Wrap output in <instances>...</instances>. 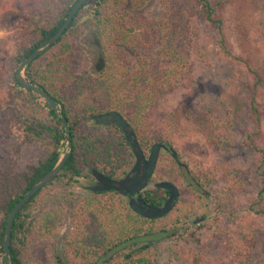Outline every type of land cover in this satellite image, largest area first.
Wrapping results in <instances>:
<instances>
[{
  "label": "trees",
  "instance_id": "1",
  "mask_svg": "<svg viewBox=\"0 0 264 264\" xmlns=\"http://www.w3.org/2000/svg\"><path fill=\"white\" fill-rule=\"evenodd\" d=\"M76 1L0 0V30L12 14L27 12L18 43L11 48L0 41V264L13 206L55 167L65 146L55 109L17 84L15 72L53 37ZM153 1L161 9L158 17L148 14ZM197 22L213 31L216 54L234 69L235 90L201 108L190 101L180 112L158 111L157 104L191 82L195 62L204 56L192 27ZM229 26L243 42L240 53ZM86 34L98 40L105 60L96 77L86 61L76 64L77 42ZM253 34L263 40L261 47ZM261 51L264 0H87L57 42L23 72L62 107L72 153L17 214L10 264H158L167 242L175 264H264ZM112 112L125 120L145 156L161 143L178 157L161 151L151 178L170 181L179 191L171 212L160 219L133 213L115 191H67L93 171L117 180L134 164L119 125L92 126ZM207 192L217 216L192 226ZM139 196L158 207L169 194Z\"/></svg>",
  "mask_w": 264,
  "mask_h": 264
},
{
  "label": "water",
  "instance_id": "2",
  "mask_svg": "<svg viewBox=\"0 0 264 264\" xmlns=\"http://www.w3.org/2000/svg\"><path fill=\"white\" fill-rule=\"evenodd\" d=\"M87 0H77L71 7L63 24L57 30V32L42 46L37 48L30 56L21 61L15 72V80L17 84L21 85L24 89L32 90L39 97L48 102L58 114V117L62 121L64 128L65 146L63 153L60 156L55 167L49 171L43 178H41L35 185H33L23 196H21L14 208L10 212L6 221L4 229L3 247H4V264H10V234L13 223L17 217V214L22 209V206L33 197L39 190L45 185L51 182L56 177L67 159L71 155L72 141L70 137V127L63 114L62 107L52 99L43 89L36 85L31 84L24 76V69L31 62L37 59L45 51H47L57 40L63 35L65 30L69 27L74 15L84 5ZM92 37V35H90ZM93 38V37H92ZM94 45L97 48L98 60L95 66V73H100L104 68V56L101 50V46L98 40L93 39ZM111 124H117L120 126L127 142L129 143L132 153L134 155V164L131 169L120 179L111 180L98 172H91L93 179L92 185L88 188V191H84L88 194L101 193L106 191H115L120 196L124 197L128 203L130 210L148 220L160 219L168 215L174 207L179 197V191L176 186L170 181L151 182L152 175L155 171L156 164L161 151H169L173 159H177V155L171 149H168L164 144L158 143L151 147L148 156H145L139 147L134 132L130 129L125 120L116 112H112L108 115L96 117L93 120V126L107 127ZM182 167H185L182 163H179ZM156 190H164L168 192V199L159 207H152L147 205L144 200L139 196L140 192L146 191L153 193Z\"/></svg>",
  "mask_w": 264,
  "mask_h": 264
},
{
  "label": "rangeland",
  "instance_id": "3",
  "mask_svg": "<svg viewBox=\"0 0 264 264\" xmlns=\"http://www.w3.org/2000/svg\"><path fill=\"white\" fill-rule=\"evenodd\" d=\"M23 10V13H22ZM18 10L15 14H12L9 18L6 26L0 30V41L11 48L19 41V35H21L24 27L23 19L27 12L22 9ZM161 13V9L157 2H152L148 10V14L151 17H158ZM11 14V13H9ZM195 33L196 43L200 46V49L204 56L195 62L192 79L189 84L182 85L175 93L157 104L156 109L158 111H177L180 112L190 101L193 102L195 107L201 108L207 102H212L222 92H232L235 90L234 69L226 60L220 58L214 49L213 39L214 33L206 24L197 22L193 26ZM230 34V40L236 53H240L243 50V42L238 39L235 34L233 26L228 27ZM239 34V33H238ZM259 34H253V37L258 43L255 46L261 47L263 41ZM264 52L261 51V55ZM76 64H81L86 61L88 63L89 70L93 76H97L99 73H95V66L98 60L97 48L94 45L93 38L90 34L84 35L77 42V48L75 50ZM93 124V122H92ZM93 126V125H92ZM179 162L183 165V160L179 158ZM92 177L80 179L73 187L68 188L70 193L88 195L84 191H88L92 185ZM161 180H155L152 182H159ZM167 181V180H163ZM206 193V192H205ZM204 195V193H203ZM205 196V195H204ZM183 197H188L187 193L183 194ZM189 199V198H187ZM212 194L207 192V198L204 200V208L200 210L195 217L192 218V226H195L201 222L212 220L217 216L216 209L212 207ZM62 220L67 223V212L62 215ZM67 226L64 224L60 229L61 235L58 241V247L61 246L62 236L64 235ZM172 244L167 242L161 247L160 261L158 264H175L170 256V248Z\"/></svg>",
  "mask_w": 264,
  "mask_h": 264
},
{
  "label": "flooded vegetation",
  "instance_id": "4",
  "mask_svg": "<svg viewBox=\"0 0 264 264\" xmlns=\"http://www.w3.org/2000/svg\"><path fill=\"white\" fill-rule=\"evenodd\" d=\"M104 64H105V60H104ZM110 114V113H109ZM108 115V114H107ZM108 127V126H107ZM167 152H169V151H167ZM170 153V152H169ZM171 154V153H170ZM171 157H172V155H171ZM178 158V157H177ZM174 161H177V159H174ZM180 162H178V165L180 166V167H182L180 164H179ZM152 182V181H151ZM168 199V198H167ZM166 199V200H167ZM161 206V205H160ZM159 207V206H158Z\"/></svg>",
  "mask_w": 264,
  "mask_h": 264
}]
</instances>
